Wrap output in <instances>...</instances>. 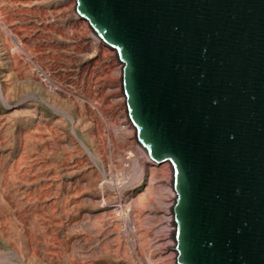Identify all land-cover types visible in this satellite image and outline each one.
<instances>
[{
  "label": "rangeland",
  "instance_id": "374dc122",
  "mask_svg": "<svg viewBox=\"0 0 264 264\" xmlns=\"http://www.w3.org/2000/svg\"><path fill=\"white\" fill-rule=\"evenodd\" d=\"M74 6L0 0V264H176L171 165L140 150L122 63Z\"/></svg>",
  "mask_w": 264,
  "mask_h": 264
},
{
  "label": "water",
  "instance_id": "95a60500",
  "mask_svg": "<svg viewBox=\"0 0 264 264\" xmlns=\"http://www.w3.org/2000/svg\"><path fill=\"white\" fill-rule=\"evenodd\" d=\"M169 162L176 264H264V0H74Z\"/></svg>",
  "mask_w": 264,
  "mask_h": 264
},
{
  "label": "bare ground",
  "instance_id": "6f19581e",
  "mask_svg": "<svg viewBox=\"0 0 264 264\" xmlns=\"http://www.w3.org/2000/svg\"><path fill=\"white\" fill-rule=\"evenodd\" d=\"M52 86V85H51ZM90 139H93V138H90ZM128 140V139H127ZM130 148V147H129ZM136 150V149H135ZM137 151V150H136ZM130 154V153H129ZM136 154V153H135ZM139 155V154H138ZM129 156V155H128ZM126 174V173H125ZM128 175V174H127ZM125 177H127V176H125ZM130 177V176H129ZM119 179H121V178H119ZM122 180H123V178H122ZM117 182V181H116ZM119 182H120V180H119ZM119 200V199H118ZM125 208V207H124ZM123 213V212H122ZM130 230V229H129ZM134 244V243H133ZM171 264V263H170Z\"/></svg>",
  "mask_w": 264,
  "mask_h": 264
}]
</instances>
